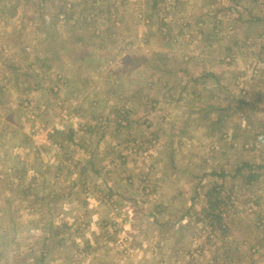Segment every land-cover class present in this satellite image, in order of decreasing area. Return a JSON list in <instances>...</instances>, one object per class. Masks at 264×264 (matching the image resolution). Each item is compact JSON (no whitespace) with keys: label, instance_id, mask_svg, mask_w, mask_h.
Segmentation results:
<instances>
[{"label":"rangeland","instance_id":"1","mask_svg":"<svg viewBox=\"0 0 264 264\" xmlns=\"http://www.w3.org/2000/svg\"><path fill=\"white\" fill-rule=\"evenodd\" d=\"M0 264H264V0H0Z\"/></svg>","mask_w":264,"mask_h":264},{"label":"trees","instance_id":"2","mask_svg":"<svg viewBox=\"0 0 264 264\" xmlns=\"http://www.w3.org/2000/svg\"><path fill=\"white\" fill-rule=\"evenodd\" d=\"M239 103H241V101ZM242 166L243 167H240L239 169H237L238 174H240L243 171V168H245V167H247V168L253 167L252 164H245V165L243 164ZM212 174L214 175L215 173L212 172ZM219 176H224V175H223V173H221ZM242 177H243V179L247 180L246 183L249 185H250L249 182L256 181L258 178L257 174L252 173V172H248V174L246 176L243 175ZM218 202H219V200H217V198H215L214 196L212 198H209L208 199L209 206L207 208H208V210H210V212H206V217H210L212 220H216L217 222H219L221 217H220L219 213H217V215H216L213 212H214L216 204H218Z\"/></svg>","mask_w":264,"mask_h":264},{"label":"crops","instance_id":"3","mask_svg":"<svg viewBox=\"0 0 264 264\" xmlns=\"http://www.w3.org/2000/svg\"><path fill=\"white\" fill-rule=\"evenodd\" d=\"M74 135H75V134H74ZM74 135H71V134H70V135H69V137H71V138H72ZM71 138H70V140H71Z\"/></svg>","mask_w":264,"mask_h":264}]
</instances>
